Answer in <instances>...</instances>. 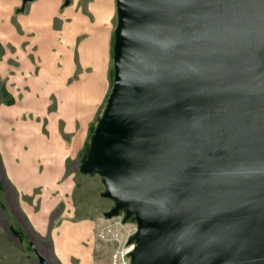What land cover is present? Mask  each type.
<instances>
[{"label": "water", "instance_id": "water-1", "mask_svg": "<svg viewBox=\"0 0 264 264\" xmlns=\"http://www.w3.org/2000/svg\"><path fill=\"white\" fill-rule=\"evenodd\" d=\"M115 5L113 84L79 169L115 201L107 217L134 216L129 264H264V0Z\"/></svg>", "mask_w": 264, "mask_h": 264}, {"label": "crops", "instance_id": "crops-1", "mask_svg": "<svg viewBox=\"0 0 264 264\" xmlns=\"http://www.w3.org/2000/svg\"><path fill=\"white\" fill-rule=\"evenodd\" d=\"M115 27V0H0V85L13 99L0 95V183L56 264H96V222L74 210L51 219L46 202L68 192L67 164L105 104Z\"/></svg>", "mask_w": 264, "mask_h": 264}, {"label": "rangeland", "instance_id": "rangeland-1", "mask_svg": "<svg viewBox=\"0 0 264 264\" xmlns=\"http://www.w3.org/2000/svg\"><path fill=\"white\" fill-rule=\"evenodd\" d=\"M114 40V36H113ZM113 43H112V67L110 73V86L109 92L113 84ZM107 94V96H108ZM107 98V97H106ZM105 98V100H106ZM104 103L101 106V110L98 113L97 119L93 125L89 128V133L85 144L77 158L74 161H69L67 164V171L69 168L74 169L72 176L73 183L70 184L68 192L60 195V202L58 203V196L56 195L55 204H49L46 200L42 201L48 203L47 209L51 211L50 218L59 219L67 218V210H74L75 218H89L96 222V244L94 249V257L96 264H111L110 257L114 248L118 244L125 243L131 235L135 233V222H127L124 220L123 215L114 217H107L106 213L112 206V203L103 196L105 188L102 184L101 178L96 174L91 176H85L80 172V165L82 158L86 152V148H89L92 133L102 115ZM33 200V201H32ZM50 203L54 202L51 199ZM28 203H33V208H38V201L33 198L27 199ZM0 243L1 248L6 249L7 255L2 258L0 264H37L36 252L30 248L28 242L32 245V248L40 254H45L49 260L50 247L48 244L45 247H41V243H45L39 240V236L32 231V223L26 219L22 213L21 208L17 202V197L13 194L10 188L5 183H0ZM9 225H12L19 234H21V241L12 235L9 231ZM1 226L3 228H1ZM109 227L113 233L118 234V241L109 240L111 236L105 235V239H101L97 236L98 232L103 228ZM23 228V229H22ZM127 230L129 232L127 233ZM34 241V242H33ZM34 246V247H33ZM51 264H56L52 260Z\"/></svg>", "mask_w": 264, "mask_h": 264}, {"label": "built area", "instance_id": "built-area-1", "mask_svg": "<svg viewBox=\"0 0 264 264\" xmlns=\"http://www.w3.org/2000/svg\"><path fill=\"white\" fill-rule=\"evenodd\" d=\"M128 232L129 230H127V233ZM106 234H109V236H111V239L109 240L118 241V234L116 232L114 234L109 227L100 230L97 236L101 239H105ZM133 249L134 244L129 243L128 240L125 243L118 244V246H116V248H114L113 252L111 253V264H129V255Z\"/></svg>", "mask_w": 264, "mask_h": 264}, {"label": "flooded vegetation", "instance_id": "flooded-vegetation-1", "mask_svg": "<svg viewBox=\"0 0 264 264\" xmlns=\"http://www.w3.org/2000/svg\"><path fill=\"white\" fill-rule=\"evenodd\" d=\"M154 141H155L154 139L153 140L149 139V142L147 144L143 145V147H142L143 154L146 157H150L151 159L156 158L157 150H156V143ZM107 200H109L112 203V206L108 210V211H110L111 208L114 206L115 201L112 199H108V198H107ZM118 215H123V217H125V212L123 210H119L116 216H118ZM126 221L127 222L134 221V216H130L129 218L126 219Z\"/></svg>", "mask_w": 264, "mask_h": 264}, {"label": "trees", "instance_id": "trees-1", "mask_svg": "<svg viewBox=\"0 0 264 264\" xmlns=\"http://www.w3.org/2000/svg\"><path fill=\"white\" fill-rule=\"evenodd\" d=\"M0 95L3 97L4 102H5L6 105H11V104H13V99H12V98L6 93L4 87L1 86V85H0ZM87 151H88V147L86 148V152H85V154H84V156H83V158H82V160H81L82 162H83V160H84L85 157H86ZM9 229H10V232L12 233V235L15 236V237H17L18 240L21 241V239H22V238H21V237H22L21 234H19V232H18L16 229H14L13 226H10ZM28 245H29L30 248L33 250V248H32V244H31L30 242H28Z\"/></svg>", "mask_w": 264, "mask_h": 264}]
</instances>
